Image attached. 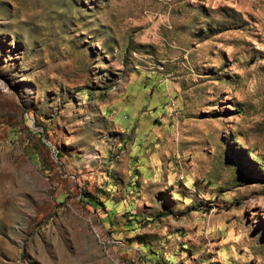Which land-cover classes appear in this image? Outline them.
<instances>
[{"label":"rangeland","instance_id":"1","mask_svg":"<svg viewBox=\"0 0 264 264\" xmlns=\"http://www.w3.org/2000/svg\"><path fill=\"white\" fill-rule=\"evenodd\" d=\"M0 264H264V0H0Z\"/></svg>","mask_w":264,"mask_h":264},{"label":"trees","instance_id":"2","mask_svg":"<svg viewBox=\"0 0 264 264\" xmlns=\"http://www.w3.org/2000/svg\"><path fill=\"white\" fill-rule=\"evenodd\" d=\"M136 219V218H135Z\"/></svg>","mask_w":264,"mask_h":264}]
</instances>
